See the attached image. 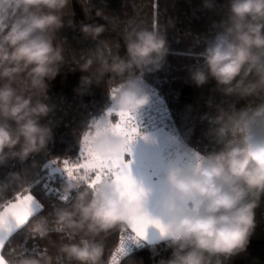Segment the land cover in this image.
Instances as JSON below:
<instances>
[{
	"label": "clouds",
	"instance_id": "obj_1",
	"mask_svg": "<svg viewBox=\"0 0 264 264\" xmlns=\"http://www.w3.org/2000/svg\"><path fill=\"white\" fill-rule=\"evenodd\" d=\"M71 3L0 0V167L12 162L24 165L49 152L53 128L42 120L53 110L47 102L49 83L66 63L58 33L73 23L65 20ZM203 7L214 9L215 0H204ZM92 8L95 18L109 20L103 8ZM82 11L91 22L80 24L81 33L97 40L107 31L106 24L95 22L83 5ZM122 38L123 56L101 42L74 58L76 67L70 71L85 73L78 91L101 83L105 75L110 74V84L116 81L107 91L110 106L81 133L80 150L86 157L122 159L131 165L133 161L125 157L131 154L132 143L137 136L149 137L140 130L132 137L115 133L113 117L122 113L135 117L150 102L143 76L160 68L169 49L166 31L155 27L130 22ZM196 56L199 62L189 68L191 82L202 87L214 80L220 94L218 101L210 97L205 102L208 111L201 116L208 125L205 136L217 148L193 151L186 162L158 161L163 177L156 188L136 180L130 168L134 197L124 193L113 175L101 176L93 166L66 170L68 179L60 191L71 194L78 189L71 202L61 196L60 206L45 213V205L33 197L43 214L34 217L29 211L16 230L40 239L62 234L67 242L58 244L55 256L26 255L20 247L10 248L0 254V264H116L117 258L121 261L128 255L126 242L105 261L99 237L126 227L140 240L147 238L149 226L157 230L160 241L171 249L158 264H225L245 251L255 227L254 210L264 194V0H228L226 15L213 21L212 33ZM7 187L0 183V193ZM153 197L156 214L148 206ZM9 208V201L0 203V230L5 232ZM142 217L150 223L137 237L132 225Z\"/></svg>",
	"mask_w": 264,
	"mask_h": 264
},
{
	"label": "trees",
	"instance_id": "obj_2",
	"mask_svg": "<svg viewBox=\"0 0 264 264\" xmlns=\"http://www.w3.org/2000/svg\"><path fill=\"white\" fill-rule=\"evenodd\" d=\"M203 2L204 0H91V4H88L84 0H72L65 11V20H72L73 23L58 33V39L64 43L66 63L56 79L49 83L47 102L53 110L49 117L42 120V123H49L53 128L49 152L45 156L32 157L24 165L12 162L7 167H0V183L9 184L0 193V203L11 202L29 192L39 203L45 205L46 213L54 206H60L61 196H67L69 202L74 198L78 189L71 194L60 191L68 179L66 173L53 172L52 169H63V161L68 160V166L75 172L77 160L84 163V158L80 156L81 133L110 106L107 91L116 81L113 80L110 84V74L105 75L101 83L93 82L86 90L78 91L80 77L85 73L70 69L76 67L74 58L78 60L82 51L93 50L101 42L107 43L113 54L123 56L125 47L122 35L130 22L133 26L155 27L166 31L169 52L160 68L145 72L143 80L160 89L187 143L203 153L215 150L217 146L205 136L208 125L201 116L208 111L205 102L210 97L218 101L220 94L216 91L215 81L211 79L204 86L196 87L189 78V68L199 62L196 53L202 50L204 38L211 35L213 21H219L226 15L228 0H215V8L212 10L205 9ZM82 5L84 9L91 10L95 22L106 24L107 31L97 40L85 38L80 31L82 22H91L85 20ZM92 5L103 8L109 20L95 18ZM118 118L119 116H114L113 121ZM32 160L36 161L35 166L32 165ZM52 160L56 164H52ZM10 173H18L19 176L13 178ZM92 178L95 179V176ZM254 211L255 227L245 251L231 257L225 264H264V194ZM41 214L43 213L37 209L33 215L35 217ZM121 231L122 229L117 228L99 237L104 245L105 261L110 260L118 246ZM62 240L67 242L62 234L52 233L48 239H40L27 236L26 231L20 229L7 237L1 254H6L10 248L20 247L26 255L45 253L55 256ZM170 254L171 249L166 248L160 240L145 241L129 251L124 259L118 260L117 264H158L160 259H167Z\"/></svg>",
	"mask_w": 264,
	"mask_h": 264
},
{
	"label": "snow or ice",
	"instance_id": "obj_3",
	"mask_svg": "<svg viewBox=\"0 0 264 264\" xmlns=\"http://www.w3.org/2000/svg\"><path fill=\"white\" fill-rule=\"evenodd\" d=\"M119 118L120 122L117 123L116 127L113 129L115 133L128 137H132L138 133L137 128L132 125V115L122 113L119 114ZM80 156L84 158V161L86 160V163H80L79 160H77L75 167L81 165L85 167L93 166L99 169L100 175L105 173L113 175L117 179L125 194L129 195L130 197H134L137 194L135 190V184L131 176V165L129 164V162L122 159H114L110 161L100 160L99 158L91 154L86 157L83 149L80 150ZM52 164H56V162ZM63 164L65 166L63 169L54 167L52 171L65 172L66 170L73 169L72 167L68 166L70 164L68 160H64ZM45 167H47V165ZM105 169H107V172H105ZM16 199L19 200L20 198L17 197ZM37 209H39V204L35 200H33L32 195H26L23 198V201H21V203L19 204L10 202L9 227L7 232L0 230V250L5 247L7 237L11 236L16 231L18 227V222L23 223V221L27 219L29 211L35 212ZM148 223H150V221L147 217L138 218L133 221L132 227L137 237L144 235V231ZM129 238V235H127L126 237L122 238L121 242H123L125 239L128 240Z\"/></svg>",
	"mask_w": 264,
	"mask_h": 264
},
{
	"label": "built area",
	"instance_id": "obj_4",
	"mask_svg": "<svg viewBox=\"0 0 264 264\" xmlns=\"http://www.w3.org/2000/svg\"><path fill=\"white\" fill-rule=\"evenodd\" d=\"M144 82L145 90L150 95V102L134 114L135 117H133L132 125L137 128L138 132L140 130L145 134L158 130L166 131L170 136V142L162 150L164 157L171 161H176L179 159L183 162H186L192 156L193 151H200L195 149L184 139L174 121L173 113L160 89L156 86L146 83V81ZM114 122L119 123L120 118ZM140 138L141 136H137L132 144H134ZM127 235H129L130 238L128 240L125 239L124 241L126 242V249L128 252L134 247L140 246L144 243L140 239H134V234L130 230L124 228L121 231L119 244L116 247L113 255L120 247L122 238L126 237ZM118 260L119 259L117 258L116 264Z\"/></svg>",
	"mask_w": 264,
	"mask_h": 264
},
{
	"label": "rangeland",
	"instance_id": "obj_5",
	"mask_svg": "<svg viewBox=\"0 0 264 264\" xmlns=\"http://www.w3.org/2000/svg\"><path fill=\"white\" fill-rule=\"evenodd\" d=\"M147 136L149 139L146 140L141 137L140 140L138 139L134 144H132L131 154L126 155L125 158L131 159L133 161L130 167L132 175L136 180L143 182L146 186L156 188L159 186L163 177V172L159 168L157 162L160 160L165 162L171 161L166 159L162 153V150L169 143L170 137L163 130L148 133ZM153 140H155V143L152 142ZM97 171H99V169H97ZM105 172H107L106 169ZM101 176H103V174ZM26 195L32 194L27 192L26 194L19 196V200L15 199L11 201V203H21ZM36 201L38 202L37 199ZM154 201L155 197L150 200L148 206L149 210L156 214ZM146 237L147 238L143 239L142 241L154 242L160 240L157 230L152 226H149L147 229Z\"/></svg>",
	"mask_w": 264,
	"mask_h": 264
},
{
	"label": "crops",
	"instance_id": "obj_6",
	"mask_svg": "<svg viewBox=\"0 0 264 264\" xmlns=\"http://www.w3.org/2000/svg\"><path fill=\"white\" fill-rule=\"evenodd\" d=\"M158 131H159V130H158ZM163 131H164V130H163ZM154 132H155V131H154ZM165 132H166V131H165ZM151 133H152V132H151ZM166 133H167V132H166ZM167 134H168V133H167ZM168 136H169V135H168ZM169 137H170V136H169ZM140 139H141V138H140ZM140 139H139V140H140ZM169 142H170V140H169ZM106 170H107V169H106Z\"/></svg>",
	"mask_w": 264,
	"mask_h": 264
},
{
	"label": "bare ground",
	"instance_id": "obj_7",
	"mask_svg": "<svg viewBox=\"0 0 264 264\" xmlns=\"http://www.w3.org/2000/svg\"><path fill=\"white\" fill-rule=\"evenodd\" d=\"M166 99V98H165ZM167 101V100H166ZM174 117V116H173ZM175 121V120H174ZM176 123V122H175ZM177 125V124H176ZM114 253V252H113ZM113 255V254H112Z\"/></svg>",
	"mask_w": 264,
	"mask_h": 264
}]
</instances>
